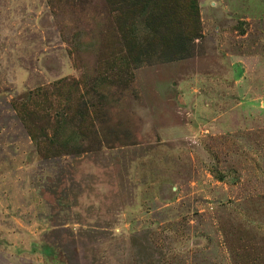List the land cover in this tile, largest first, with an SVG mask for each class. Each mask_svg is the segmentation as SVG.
<instances>
[{"label":"rangeland","instance_id":"rangeland-1","mask_svg":"<svg viewBox=\"0 0 264 264\" xmlns=\"http://www.w3.org/2000/svg\"><path fill=\"white\" fill-rule=\"evenodd\" d=\"M152 6L197 8L190 57L121 61L110 0H0V264H264V0Z\"/></svg>","mask_w":264,"mask_h":264},{"label":"trees","instance_id":"trees-1","mask_svg":"<svg viewBox=\"0 0 264 264\" xmlns=\"http://www.w3.org/2000/svg\"><path fill=\"white\" fill-rule=\"evenodd\" d=\"M152 4L153 0H110L115 42L126 50V55H121V61L129 60L135 64H142L190 57L195 48L194 43L200 39L197 8L194 7L189 13L190 21L194 23L191 29L182 23H171L166 11H155ZM142 17L148 33L139 40L133 27ZM114 78L121 84L131 82L132 79L129 72L122 70H118ZM80 109L86 110L83 102ZM95 120L99 121L100 117ZM90 124L94 130L95 122L92 120Z\"/></svg>","mask_w":264,"mask_h":264}]
</instances>
